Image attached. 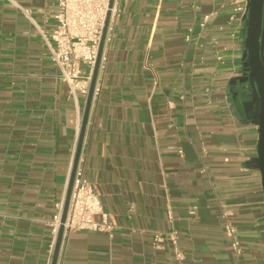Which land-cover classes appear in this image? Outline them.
Instances as JSON below:
<instances>
[{"label": "crops", "instance_id": "obj_1", "mask_svg": "<svg viewBox=\"0 0 264 264\" xmlns=\"http://www.w3.org/2000/svg\"><path fill=\"white\" fill-rule=\"evenodd\" d=\"M116 3L78 163L113 228L64 233L57 264H264L258 99L240 82L248 0ZM56 12L0 0V264L54 255L86 106L40 32ZM173 230L182 259L154 241Z\"/></svg>", "mask_w": 264, "mask_h": 264}, {"label": "built area", "instance_id": "obj_2", "mask_svg": "<svg viewBox=\"0 0 264 264\" xmlns=\"http://www.w3.org/2000/svg\"><path fill=\"white\" fill-rule=\"evenodd\" d=\"M57 5L55 14L56 26L50 33L40 30L42 38L47 43L51 57L60 71V77L65 81L71 96L77 100L79 95L87 97L90 89L92 73L98 56L99 45L102 39L105 21L110 11L105 42L112 38L115 18L120 9L114 0H53ZM101 65V64H100ZM84 66L90 68L89 72ZM96 87L94 95L96 94ZM58 215L52 224L54 244L61 225V216L64 200L56 204ZM192 213H194L192 211ZM101 215V219L96 216ZM113 224L108 214L103 212L100 195L95 191L92 182L84 172L77 168L70 195L69 208L64 222V233L72 231H110ZM226 234L229 237L232 249L240 254L241 242L238 239L237 227L232 221L225 224ZM168 240L174 247L176 256L183 258L179 251L178 232L173 230L166 236L156 233L154 241L158 246Z\"/></svg>", "mask_w": 264, "mask_h": 264}, {"label": "water", "instance_id": "obj_3", "mask_svg": "<svg viewBox=\"0 0 264 264\" xmlns=\"http://www.w3.org/2000/svg\"><path fill=\"white\" fill-rule=\"evenodd\" d=\"M114 0L110 1V8ZM111 12H108L102 39L99 45L98 56L92 73L89 93L86 97V106L82 118L77 149L72 165L71 176L67 195L64 202V208L61 216V225L55 242L54 255L51 264H57L59 251L64 235V222L66 220L69 208L70 195L73 187L75 173L78 168L79 158L82 150L85 129L88 123L89 112L96 87L97 76L102 60L105 37ZM247 36L245 39V48L242 56L245 76L240 79L241 83H250L258 99L257 113L255 123L258 127L257 158L256 165L260 170L262 178V188L264 192V0H248L246 8Z\"/></svg>", "mask_w": 264, "mask_h": 264}, {"label": "flooded vegetation", "instance_id": "obj_4", "mask_svg": "<svg viewBox=\"0 0 264 264\" xmlns=\"http://www.w3.org/2000/svg\"><path fill=\"white\" fill-rule=\"evenodd\" d=\"M263 55H264V51H263ZM248 84V83H247Z\"/></svg>", "mask_w": 264, "mask_h": 264}]
</instances>
